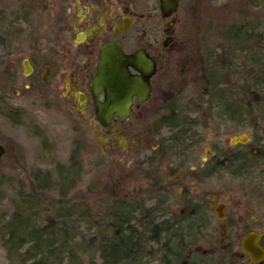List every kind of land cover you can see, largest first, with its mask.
<instances>
[{"label": "flooded vegetation", "instance_id": "af4514ba", "mask_svg": "<svg viewBox=\"0 0 264 264\" xmlns=\"http://www.w3.org/2000/svg\"><path fill=\"white\" fill-rule=\"evenodd\" d=\"M199 4L200 0H177L175 9L163 14L160 0H57L49 4L50 11L45 1L43 10L35 14L50 21L36 33L43 41L32 55L18 64L13 53L4 51L2 97L6 102L13 96L31 100L38 117L51 115L66 122L76 133L72 152L86 154L95 147L116 159L118 166H127L128 180H145L139 191L144 190L146 207L168 222L166 229L177 228L182 234L185 249L176 258L178 264H264V113L250 112L264 110L257 103L250 105L264 102V97L246 95L241 98L243 112L229 114L217 112L216 99L187 98L169 90L168 104L158 117H170L173 125H156L158 143H152V101L164 100L153 98V92L156 88L164 94V85L175 84L165 79L175 67L172 63L180 59V46L191 50L185 33L188 36L193 28L197 33ZM107 45L117 46L124 55L140 51L154 61V73L149 78V98L138 102L133 95L126 117L112 115L103 124L96 117L95 99L103 103L105 91L100 89L94 96L91 80L100 51ZM126 68L139 74L130 65ZM161 68L162 76L156 77ZM243 73L242 82L248 83L250 74L244 69ZM5 106L11 117L24 114L19 107ZM176 117L190 121L178 123ZM207 132L211 137L206 145ZM221 132L232 136L224 139ZM231 137L245 141L231 144ZM146 150L148 154L142 156ZM34 174L39 178L46 173ZM158 204L161 208L155 209ZM140 260L157 264L168 259L150 255Z\"/></svg>", "mask_w": 264, "mask_h": 264}, {"label": "trees", "instance_id": "16d2710c", "mask_svg": "<svg viewBox=\"0 0 264 264\" xmlns=\"http://www.w3.org/2000/svg\"><path fill=\"white\" fill-rule=\"evenodd\" d=\"M28 1L26 7L19 6L17 11H24V15L27 12L35 14L33 9L43 10L47 0ZM234 1L227 0L223 6L225 16L220 15L218 21L216 18V25L208 21L211 14L208 18L209 10L203 8L205 18L198 29L200 49L195 50L194 42L191 46L195 50L193 53H198L202 60L199 68L202 71L198 70L199 76L193 78L198 82L192 87L193 97L216 99L218 113L243 112L241 98L246 95L264 97V0ZM4 16V8H0V17ZM16 16L19 15L14 11L11 17ZM2 21L1 49L11 41L8 33L2 30ZM209 32L211 36L206 35ZM243 69L250 74L249 82L244 84ZM257 72H261V77L258 78ZM254 103L264 106V102L252 101L250 105ZM250 112L264 113V110ZM0 114L12 118L1 99ZM176 119L183 124L190 121V118L185 121ZM164 122L173 125L170 117L154 120L156 125ZM74 166L72 159L69 169L72 171ZM69 171L60 170L57 180H47L46 174L39 178L34 174V180H27V183L19 180L15 185L14 198L10 200L12 211L3 217L5 220L0 225L1 245L9 264H64L65 259L67 264H75L78 256L86 257V264H147L140 259L150 255L168 259L157 264H178L176 258L183 256L185 249L180 229L165 228L168 222L157 218L156 210L153 212L146 207L142 196L144 190L120 192L117 183L115 187H108L109 181H93L89 188L100 205L99 212H96L83 200L68 202V194L76 185L75 180H70ZM8 182L0 180V188ZM160 206L158 204L155 209ZM71 219L89 225L95 221L93 237L88 238L94 241L80 236L84 248L78 256L75 248L79 243L75 241L77 233Z\"/></svg>", "mask_w": 264, "mask_h": 264}, {"label": "rangeland", "instance_id": "374dc122", "mask_svg": "<svg viewBox=\"0 0 264 264\" xmlns=\"http://www.w3.org/2000/svg\"><path fill=\"white\" fill-rule=\"evenodd\" d=\"M26 1L29 3L28 0H1L0 2V8H4L5 11V16L0 17V22L2 19L4 21H2V30L8 33V38L11 40L10 42H7L3 49L0 47V67L4 51L13 53L12 57L17 59V63L19 64L22 58L32 55L36 44H40V42L43 41V39L37 37L36 33L44 30L50 20H48L49 18L45 17L42 13L36 15L27 12V14L24 15V11H17L19 10V6L24 5V7H26ZM233 1L234 0H232V2ZM54 2H57V0H47L49 11L51 9L49 4ZM226 2L227 0H215V2H211L210 0H200V6L198 5L197 9L199 13L194 21V23H196L199 19L196 26L197 33L194 28L188 36L185 33L186 37L189 38L190 48L192 46V42L195 43L198 40L196 39V36H198V29L200 27L199 23L202 22V18H205L203 8H207L209 10L208 18L211 16V19H214L211 20L209 18L208 21L216 25L217 22L215 19L217 18L218 21V19L220 20V15H222L223 18L225 16V7L223 8V6ZM14 11H16L19 16L12 19ZM33 12L39 11H35V9H33ZM209 14L211 15L209 16ZM206 35L211 36L212 34L209 32ZM180 43L181 41L179 40V46ZM180 47L182 49H180V59H176V62L172 63L175 67H173L171 72L167 74L165 79V82L169 80L170 82H175V84H172L170 87H168L167 84L164 85L165 87L162 89L164 94L157 91L156 88L153 92V98L162 97L164 100L152 101L154 108L152 122L160 116V113L164 110V106L168 104V100L166 98L171 95L170 91L181 92L187 98H190L191 96L193 97L194 91L192 87L193 82L195 81L193 78L199 76L197 68L201 67L200 65L202 60L198 53H193L195 51L194 49L188 50L185 46ZM199 49L200 48L198 47V50ZM200 71L202 70L200 69ZM173 75L174 78L169 79ZM161 76L162 68L157 73L156 77ZM2 95L3 87L1 75L0 99L3 102V106L8 103V105L19 107L22 109L24 114L22 117H18L19 119H16L15 117L7 119L4 114H0V145L5 148V153L0 162V180L9 181L8 184H5L0 188V225L2 224V221L5 220L3 217L10 215L12 211L10 200L14 198V188L19 180L27 183V180H32V175L37 171L46 173L49 176V180H57L56 177L60 173V170H70L69 166L71 165L70 162L72 159L74 160L75 166L72 171H69L71 176L70 180H75L76 185L68 194V202H79L80 200H83L84 203L93 206L94 210L99 212L100 205H98L93 198L91 193L92 191L89 188L90 183L93 181H109L107 184L108 187H115L114 184L117 183L121 188L120 192L132 193H136L140 190V186L144 185L145 180H128V167L124 164H120L118 166L115 164L116 159H109L95 147H93L86 154H81L79 152L76 154L72 152L71 143L73 142V138L76 136V133L71 130L70 126L66 122L60 120L59 118L51 115H40L38 117L34 111L35 108L33 106V101L13 96L6 102ZM156 127V124L153 123V132L150 131L152 133L151 138L153 139L152 143L154 145L158 143L159 138V136L155 134ZM35 132L38 135H36ZM223 133L224 132H221L220 134L224 139H227L231 135ZM210 135L211 132H207L206 136L204 135V137H207V139L205 138L206 142H204V144H208L207 141L210 140ZM148 152L149 151L146 150L142 152L141 155L144 156L148 154ZM109 160L114 161V163L112 164L108 162ZM191 161L193 162V160ZM135 166L138 167L137 164H135ZM141 168V171H143L145 165H141ZM71 222V225L75 226L74 228L77 233L75 241L79 243V246H77L75 250L78 256L79 253L82 254V248H84V245H82L84 244V241L81 242L80 236H85L87 241H94L93 239L88 240V238L93 237V231L96 229L94 226L95 221H93L90 225L82 220L71 219ZM24 248L25 245L22 249ZM63 256L65 255L63 254ZM93 256L96 260L94 251ZM76 258L78 259H76L77 263L75 264H86V257L80 258V256H78ZM0 264H9L5 251L1 245V238ZM64 264H67L66 259L64 260Z\"/></svg>", "mask_w": 264, "mask_h": 264}, {"label": "water", "instance_id": "95a60500", "mask_svg": "<svg viewBox=\"0 0 264 264\" xmlns=\"http://www.w3.org/2000/svg\"><path fill=\"white\" fill-rule=\"evenodd\" d=\"M177 0H160V8L163 14L174 10ZM25 73L31 68L27 59H24ZM130 65L139 74H130L126 66ZM154 73V61L145 57L140 51L132 55H124L115 45H107L101 49L97 71L91 80L93 95L100 89L105 91L103 103L95 99L96 117L103 123L108 124L112 115L124 118L128 115L132 104V96L135 95L138 102L149 98V78ZM245 141V138L231 137L230 143L237 140ZM0 145V156L3 153Z\"/></svg>", "mask_w": 264, "mask_h": 264}]
</instances>
